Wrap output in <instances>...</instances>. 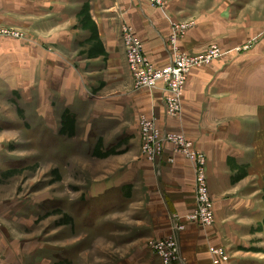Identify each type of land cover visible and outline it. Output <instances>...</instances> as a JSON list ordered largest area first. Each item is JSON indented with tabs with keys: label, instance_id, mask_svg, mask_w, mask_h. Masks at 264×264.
<instances>
[{
	"label": "crops",
	"instance_id": "0c3cea01",
	"mask_svg": "<svg viewBox=\"0 0 264 264\" xmlns=\"http://www.w3.org/2000/svg\"><path fill=\"white\" fill-rule=\"evenodd\" d=\"M87 1L0 0V18L4 16L2 9L9 5L11 18H18L15 25L20 28L21 20L26 22L34 16L38 19L35 29L41 43L47 41L56 48L50 51V46L43 48L34 40L0 39V134L23 135L39 155L64 153L70 158L69 165H74L82 156L93 159L98 152L109 156L112 150H131L134 146L129 142L138 131V117L155 115L161 129L184 133L208 157V185L217 221L207 232L191 223L182 233L181 249L186 264H214L211 248L225 250L230 255V261L221 264H264V38L252 51L233 62L218 61L191 71L183 96V113L175 123L166 118L161 88L152 93L135 92L128 97L102 94L108 86L106 72L117 76L119 68L110 40L116 15L99 14L96 0H91L94 3L91 19L109 54L107 64L70 56L68 51H75L71 49L79 47L80 39L65 30L75 23L80 4ZM133 5L137 10L129 19L145 46L146 56L154 67L168 66L173 34L169 19L174 17V5L163 10L151 7L146 0H137ZM107 7L106 11L117 9L110 4ZM199 28L201 32L208 26ZM230 28L232 25L228 31ZM46 32L50 34L47 38ZM199 32L188 33L178 43L180 49L199 53L198 50L207 46L200 42ZM66 123H71L73 128H66ZM69 137L77 139L76 142L61 141ZM166 154L167 158L173 157L170 152ZM5 155L9 163H0V170L8 173L15 168V162L10 153L5 151ZM159 165L160 176L156 175V168L153 170L159 188L156 194L153 187L152 194L158 208L164 211L161 214H190L197 206L190 163L175 156L174 165ZM242 165L245 176L237 179L236 170L242 169ZM142 182L141 172L132 167L104 182L105 185L95 184L98 191L110 188L117 192L97 200L91 210L82 212L80 219L97 226V214L107 217L125 213L137 202L134 193ZM29 209L24 206L12 213L21 220L40 215ZM39 252L50 254L41 248Z\"/></svg>",
	"mask_w": 264,
	"mask_h": 264
},
{
	"label": "rangeland",
	"instance_id": "374dc122",
	"mask_svg": "<svg viewBox=\"0 0 264 264\" xmlns=\"http://www.w3.org/2000/svg\"><path fill=\"white\" fill-rule=\"evenodd\" d=\"M146 1L151 7L160 10L169 6L172 9L174 5L172 9L174 17L169 19L171 31L174 23L190 26L175 44L171 43L170 38L169 45L172 52L180 51L191 57H202L211 50L212 46L219 47L221 55L218 60L194 70H201L218 61L233 62L252 51L258 45V41L264 38V0H162L163 7L152 4L151 0ZM135 2L136 0H96L98 8H94L99 14L116 15L110 40L117 53L119 68L117 76L110 71L106 72L109 73L106 83L108 86L102 90V94L118 93L128 97L137 92L127 60L128 49L125 46L123 31L124 26H130L134 37L139 39L130 21L137 10L133 5ZM108 4L117 9L106 11ZM80 5L75 23H71L65 30L77 35L80 45L76 49H71L75 51L68 52L75 59L81 56L107 64L109 54L105 51L96 23L91 19L94 3L89 0ZM10 7L9 5L2 9L1 13L4 16L0 18V30L19 34L17 40L25 42L34 40L43 48L50 46L48 48L50 51L56 49L47 44V41L41 43V36L35 29L37 18L30 16L26 22L21 20L20 28L15 25L19 22L18 18H11ZM205 24L208 29L199 32V27ZM230 25L232 28L228 31ZM195 30L199 32L200 42L207 43V46L198 50L199 53L182 51L178 43ZM49 35V32H46L44 37L47 38ZM210 36L212 42L209 43L207 39L210 40ZM114 78L118 81H112ZM118 89L120 90L117 91ZM9 110L13 114L11 109ZM182 113L179 118L173 119L175 123L179 121ZM150 116L156 119V124H159L157 116L148 117ZM139 118L140 116L137 119L138 131L129 142L134 146L131 150L127 149L126 152L123 151L125 149L112 150L109 156H103L98 152L93 159L82 156V159L79 157L74 165H69L70 158L64 153L39 155L32 143L23 135L5 137L0 134L2 145L0 163H9L5 151L12 155L11 159L15 162V168L10 172L5 173L0 170V264H164L159 257L160 246L163 243L165 244L163 249L169 253L167 264H179L174 249L169 247L173 236L172 217H177L186 227L182 233L189 229L190 224L185 218L186 215L167 211L166 215L161 214L164 211H161L158 203H155L152 188H155L157 194L159 187L154 179L153 170L160 163L163 167L174 165L169 162L170 158H167L166 153L170 152L174 157L181 155L174 154V148L166 145L156 158L148 156L143 151ZM65 127L73 128L71 123H66ZM176 133L184 134L178 131ZM76 140L70 137L61 139L62 142L73 143ZM188 163L191 165L190 161ZM132 167H137L143 176L141 188L134 193L137 202L131 204L123 214H112L107 217L97 214L95 218L99 222L97 226L95 224L90 226V222L82 221L80 216L84 210H91V206L97 200L105 199L117 192L110 188L98 191L95 189V184L105 185L107 183L104 182L111 181ZM243 167L242 165V169L236 170L237 179L245 176ZM155 171L157 175V170ZM24 206H28L31 212L37 211L40 215L36 214L22 220L14 217L12 212H16L19 208L23 209ZM216 221L215 218L212 228L207 230L202 228V230L207 232L213 229ZM39 248L49 251L50 254L39 252ZM34 250H36L35 254ZM51 252L54 255H51ZM227 255L230 261V255L228 253ZM185 263H187L186 257Z\"/></svg>",
	"mask_w": 264,
	"mask_h": 264
},
{
	"label": "built area",
	"instance_id": "2783aa9c",
	"mask_svg": "<svg viewBox=\"0 0 264 264\" xmlns=\"http://www.w3.org/2000/svg\"><path fill=\"white\" fill-rule=\"evenodd\" d=\"M137 1V0H136ZM159 6H164L162 0H151ZM189 25L180 26L174 23L172 25L173 34L171 43L175 44L182 35H185ZM124 42L128 49L127 60L129 62L132 76L134 77L135 91L147 90L150 93L161 88L164 92V108L166 118L177 119L180 117L182 107V96L185 93L188 74L196 68L203 65H210L218 60L221 55L219 47L212 46L211 50L202 57H191L182 52H172L171 62L164 68H154L151 61L146 57L144 46L141 41L134 37L133 30L130 26H124ZM19 39V34L0 30V38ZM141 129V139L143 140V151L150 157L156 158L163 152L166 145L174 148V154L183 156L188 162H191L194 171L195 200L196 208L188 215L186 220L189 224L195 223L201 228L207 230L212 228L215 223V203L211 199L208 185V157L202 151L195 147V143L186 138L184 134L170 133L161 129L156 124V119L142 114L139 118ZM169 162L174 164L175 157H171ZM157 166V165H156ZM160 165L157 166V176L161 175ZM186 227L181 224L177 217H172V238L170 248L174 249L176 260L179 264H185V257L181 249V234ZM161 244L159 257L164 264L169 262V253ZM210 254L214 264H221L228 261V255L225 250L211 248Z\"/></svg>",
	"mask_w": 264,
	"mask_h": 264
},
{
	"label": "bare ground",
	"instance_id": "6f19581e",
	"mask_svg": "<svg viewBox=\"0 0 264 264\" xmlns=\"http://www.w3.org/2000/svg\"><path fill=\"white\" fill-rule=\"evenodd\" d=\"M183 252V251H182ZM183 258H184V254H183ZM186 264V263H185Z\"/></svg>",
	"mask_w": 264,
	"mask_h": 264
}]
</instances>
